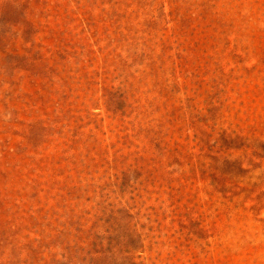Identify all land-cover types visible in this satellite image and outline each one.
I'll return each instance as SVG.
<instances>
[{
  "label": "rangeland",
  "instance_id": "374dc122",
  "mask_svg": "<svg viewBox=\"0 0 264 264\" xmlns=\"http://www.w3.org/2000/svg\"><path fill=\"white\" fill-rule=\"evenodd\" d=\"M0 264H264V0H0Z\"/></svg>",
  "mask_w": 264,
  "mask_h": 264
}]
</instances>
